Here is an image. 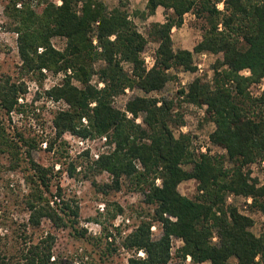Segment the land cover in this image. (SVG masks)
<instances>
[{
  "label": "trees",
  "instance_id": "1",
  "mask_svg": "<svg viewBox=\"0 0 264 264\" xmlns=\"http://www.w3.org/2000/svg\"><path fill=\"white\" fill-rule=\"evenodd\" d=\"M17 4L18 0H8L6 14L18 34L22 70L63 74L62 82L47 92L68 106L53 119L56 138L67 132L84 139L105 137L113 149L99 154L86 172L110 173L112 184L103 190H120L123 178H128L134 190L144 193L145 202L154 206L152 216L142 219L121 243L133 252L128 264H169L173 237L183 241L176 264H186L188 256L195 263L264 264V224L261 235H256L254 219L227 203L229 193L251 197L250 207L264 212V184L252 182L250 171L244 170L264 161V92L253 97L248 90L264 78V0H148L146 12L136 14L150 16L158 7L167 11L165 21L150 24L148 35L138 30L122 3L109 8L103 0H61L40 10ZM187 13L206 21L193 50L175 48L172 39V29L182 26ZM57 36L66 40L62 50L52 44ZM150 40L158 47L155 63L148 68L141 53ZM206 52L224 55L215 64L212 83L197 77L181 94L192 103L207 104L206 112L215 124L210 140L226 150L223 155L191 150L190 135L177 137L171 128L173 122L183 123L172 111L173 101L148 96L165 87L173 77L170 70H195L194 53ZM124 63L131 64L132 72ZM95 75L102 86L92 83ZM128 87L145 94L130 99L122 110L115 98ZM27 89L24 79L0 77V153L10 158L12 168L22 159L30 163L27 178L33 183L25 205L31 227L47 219L56 228H71L84 236L78 228V202L66 197L60 185L56 193L51 189L54 168L37 163L32 156L34 142L21 134L16 139L6 126V115L22 110L19 98ZM141 113L143 123L136 120ZM226 158L232 167L225 166ZM69 170L74 176V164ZM190 179L198 182L193 197L178 189ZM122 210L118 206L117 211ZM157 221L162 234L154 238L152 226ZM55 242L56 235L47 232L26 246L24 264H60L54 256ZM140 251L145 255H138Z\"/></svg>",
  "mask_w": 264,
  "mask_h": 264
},
{
  "label": "rangeland",
  "instance_id": "2",
  "mask_svg": "<svg viewBox=\"0 0 264 264\" xmlns=\"http://www.w3.org/2000/svg\"><path fill=\"white\" fill-rule=\"evenodd\" d=\"M109 8L121 3L128 11L130 18L137 25L138 30L148 35L150 24L157 22L149 20V16L136 14V11L146 12L147 0H103ZM59 0H18L17 7L29 5L40 10L46 3ZM8 0H0V77L7 75L13 80H25L28 89L20 97L23 103L20 112H12L6 115V126L9 133L19 139L21 134L27 140L34 142L36 146L32 149L33 159L44 166H52L53 193H56L57 186L62 187L66 197L74 199L80 206V223L78 228L85 231L81 236L71 228H56L51 221L44 219L39 227H31L28 224L29 212L25 201L29 194L31 172L28 159H22L21 165L11 167V160L6 154L0 153V264H24L23 250L31 243L37 242L47 232L56 235L54 245V256L60 264H128L133 252L122 247L124 237L133 231L142 219H149L154 213V206L145 202V195L142 191L134 190L131 181L123 178L120 190H103L106 184H112V176L109 172L87 173V167L97 158V155L112 150L113 145L108 144L105 137L94 139L82 138L72 133H65L56 138V130L53 119L59 109L67 108L65 102L55 101L47 94L48 90L62 82L63 74L55 73L52 70L44 69L42 75L38 73H25L22 70V60L18 51V34L13 29L14 22L6 14ZM223 4L219 5L222 8ZM167 11L160 7L155 19L165 21ZM206 21L198 18L192 13L184 16L182 26L172 29V39L175 48L193 50L195 45L202 39ZM52 44L57 49H64L66 40L64 37H54ZM158 43L150 40L141 53L144 59L146 55L156 54ZM201 53H194L195 70L172 69L173 77L160 91H154L148 96L157 98L165 97L173 101V113L181 117L183 123L171 124L175 136L182 133L190 135L196 146L207 145L211 153L226 154L221 146L213 144L210 134L215 129L214 122L207 114V104H196L187 100L185 94L189 85L197 77L203 82L212 83L215 64L223 60V53L206 52L205 57ZM152 59L149 60V63ZM146 63V60H145ZM101 62L97 63V67ZM148 64L147 67H148ZM126 69L131 71V64L124 63ZM248 75L249 71H244ZM93 84L103 85L99 82L97 75L92 80ZM185 90V94H181ZM249 92L253 97L260 96L264 92V78L259 83L249 86ZM145 93L137 87H128L125 92L115 98V105L126 110L127 103L136 95ZM132 116V114H131ZM144 114L141 113L136 119L143 123ZM53 142L52 149L49 148ZM26 147H23V151ZM88 151V152H87ZM76 167L74 176L70 175L69 166ZM225 166L232 167L231 161L225 159ZM250 171V179L258 185L264 184V161H256L244 169ZM87 173V174H85ZM87 175V176H85ZM160 179V178H158ZM157 179V180H158ZM96 181V184L93 183ZM156 180V183H158ZM161 181V179H160ZM198 182L190 179L180 183L179 191L189 197H193L197 191ZM106 191V192H105ZM227 203L236 206L242 213L250 215L255 223L252 231L256 235L263 232L264 212L250 207L252 198L242 195H227ZM118 206L122 211H117ZM116 213V214H115ZM115 214V216H114ZM154 238L162 234L161 222H155L152 226ZM111 235V236H110ZM116 238L114 241L113 239ZM217 238H213L216 241ZM109 243H112L111 245ZM172 256L169 264H176L179 261L177 250L183 245L181 239L173 240ZM117 248L109 252L107 247ZM140 253V252H139ZM138 253V255H140ZM186 264H211L210 262L195 263L192 259L186 260Z\"/></svg>",
  "mask_w": 264,
  "mask_h": 264
},
{
  "label": "built area",
  "instance_id": "3",
  "mask_svg": "<svg viewBox=\"0 0 264 264\" xmlns=\"http://www.w3.org/2000/svg\"><path fill=\"white\" fill-rule=\"evenodd\" d=\"M58 4H61V0H59V2H58ZM95 43H96V41H95ZM41 50H42V48H40ZM148 52H144V54H145V57H144V59L146 60V64H148L149 63V60L150 59H152L151 60V62H150V64H148V68H150V67H152L153 65H154V63H155V57H154V55H146ZM201 55V57H205L206 56V53H201L200 54ZM102 86V85H101ZM21 98H19V100H20ZM22 100V99H21ZM20 100V101H21ZM130 116H131V114H129ZM106 139V138H105ZM195 144H197L195 141H192V145H191V150H193V151H196V152H208L209 150L211 151V149L209 148V144L210 143H208L207 145L205 144V145H201V146H196ZM97 157H98V155H97ZM137 163H138V165H139V167H141V164H140V162H138V161H136ZM157 184H160L161 183V181H160V179H158L157 180ZM175 239H178V238H176V237H173V240H175ZM141 256H144L145 255V253L143 252V251H140V253H139ZM191 259V257L190 256H188V260H190Z\"/></svg>",
  "mask_w": 264,
  "mask_h": 264
},
{
  "label": "crops",
  "instance_id": "4",
  "mask_svg": "<svg viewBox=\"0 0 264 264\" xmlns=\"http://www.w3.org/2000/svg\"><path fill=\"white\" fill-rule=\"evenodd\" d=\"M147 1H148V0H147ZM159 8H160V7L157 8L155 14L149 16V20L158 21V19H155V16L158 14V9H159ZM222 8H223V6H222ZM159 21L163 22L162 20H159Z\"/></svg>",
  "mask_w": 264,
  "mask_h": 264
}]
</instances>
